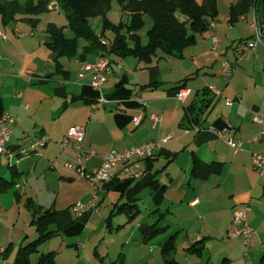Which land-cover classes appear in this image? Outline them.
Listing matches in <instances>:
<instances>
[{
    "label": "crops",
    "instance_id": "1",
    "mask_svg": "<svg viewBox=\"0 0 264 264\" xmlns=\"http://www.w3.org/2000/svg\"><path fill=\"white\" fill-rule=\"evenodd\" d=\"M236 2L217 0V15L206 31L196 34L194 44L177 54L158 50L149 63L133 55L107 53L102 47L88 50L84 38L78 39L76 55L58 56L49 46L48 28L38 27L40 22L35 26L19 17L4 23L0 18V120L5 114L13 118L7 146L14 153L11 158L0 156V178L11 172L15 185L8 190L17 191L20 209L32 199L41 211H58V233L66 237L79 236L96 217L109 232L132 225V234L144 245L140 247L147 248L139 264H244L249 258H260L261 263L252 262L264 264V175L252 162V152L264 149L260 127L253 121L255 112H264V8L254 3L232 20L231 6ZM255 18L262 24L261 41H256L252 26ZM101 32L95 31L101 43L109 45L112 39ZM62 33L68 39L75 36L64 28ZM212 34L219 39L216 48ZM103 56L111 60L112 68L101 88L108 101L101 104L86 64ZM224 60L234 64L228 81L222 75ZM182 85L191 89L184 104L175 97ZM187 108L200 130L192 128ZM139 113L143 119L135 125ZM152 113L161 115L157 126ZM77 124L86 128L84 150L97 153L82 158L88 170L102 164L104 153L168 134L172 138L141 161L139 178L94 185L65 166L78 162L79 150L59 142ZM227 126L243 142L237 152L217 137L216 132ZM42 137L47 138L45 146L26 156L18 154ZM196 161L202 164L201 174L194 172ZM208 165L215 168L204 173ZM94 193L99 209L78 215L74 204L86 202ZM126 206H132V216ZM244 206L250 207L247 216L253 228L247 243L231 235L233 212ZM26 215L32 222V213ZM98 244L93 249L96 261L125 264L124 251L113 259L101 255ZM66 248L72 250L69 264H79L87 246L75 240Z\"/></svg>",
    "mask_w": 264,
    "mask_h": 264
},
{
    "label": "trees",
    "instance_id": "2",
    "mask_svg": "<svg viewBox=\"0 0 264 264\" xmlns=\"http://www.w3.org/2000/svg\"><path fill=\"white\" fill-rule=\"evenodd\" d=\"M57 1L65 9L68 25L75 34L73 38L68 39L63 35L62 28L50 24L49 46L58 56L76 55L78 39L84 38L88 41V50L102 47L107 53H115L119 56L133 55L146 63L152 60L158 50L164 55H171L181 53L194 44L196 34L206 31L211 19L218 13L217 0H126L124 9L131 15L130 20L114 24L105 16L112 0ZM48 3L49 0H0V18L4 23H9L21 17L36 25L37 15L48 9ZM254 3L257 7L262 5L264 8V0H237L231 6V19L235 20L240 14L249 11ZM147 14L152 18L153 24L147 31L148 42L142 44L138 31L144 26V16ZM97 15L104 17L101 35L105 36L107 29L114 32L109 45L102 44L99 36L90 26V18ZM182 16L184 19L181 18ZM186 116L191 124H197L198 119L193 116L190 108H187ZM201 166L202 164L196 161L194 172L200 173ZM213 168L215 165H208L204 173L212 171ZM14 183V178L10 181L0 178V191L12 188ZM26 206L32 213V224H36L38 235L31 243L21 247L15 264H27L29 253L37 251L40 244L58 231V229H49L51 223H56L60 229L58 211L52 209L41 211L32 199H27ZM131 207L124 208L130 216H132ZM143 229L147 231L146 228ZM55 257L56 251L43 253L39 264H56Z\"/></svg>",
    "mask_w": 264,
    "mask_h": 264
},
{
    "label": "built area",
    "instance_id": "3",
    "mask_svg": "<svg viewBox=\"0 0 264 264\" xmlns=\"http://www.w3.org/2000/svg\"><path fill=\"white\" fill-rule=\"evenodd\" d=\"M49 9H56L58 8V1L57 0H49L48 6ZM213 22L211 23V26ZM253 28L256 31V41H261V29L262 24L254 19ZM3 37L4 34H1ZM213 39V48H216L218 45V36L212 34ZM250 46L253 43L249 44ZM246 47H243L245 49ZM223 66V78L228 81L230 80L233 71H234V64L229 60H224L222 63ZM86 68L91 70L92 80L91 85L95 88L100 95L98 96L97 101L101 104L106 103L107 97L101 92V88L108 77L109 73L111 72L112 64L111 60L108 57H100L96 62L86 64ZM82 76V75H81ZM30 79V78H29ZM210 89L215 94H221V91L216 89L215 87L211 86ZM191 93V89L186 86H181L178 88L176 92V99L182 102L183 104L187 100L188 96ZM136 99L143 103L144 105L147 101L140 96H137ZM95 106V104L93 105ZM151 120L153 121V126H157L161 122V115L158 113H152L150 115ZM143 119V113L137 114L133 122L135 125H139ZM13 118L5 114L3 118L0 120V156L6 155L8 158L14 156L12 150L7 146V142L10 140L12 126L11 123ZM253 121L259 125L260 133L259 135L264 139V112L258 111L255 112L253 115ZM192 128L196 130H200L201 128L197 124H191ZM85 132L86 128L84 125H73L69 128L65 138L61 140L59 143L64 148H75L79 150L78 155V162L65 163V166L68 168L76 169L81 176L85 179L90 181L92 184L96 185L99 182H107L113 180L119 181H131L136 178H139L142 175V170L140 168L141 161L145 160L146 158L152 157L155 150L160 147L162 142H166L172 138L171 134L166 135L161 140H148L142 142L140 144L134 145L130 148L124 149L122 151L112 150L110 152L104 153L102 157V164L92 170H88L82 164V158L91 157L97 155V153L93 150L85 151L83 148V143L85 141ZM217 137L225 141L234 152H237L242 149L243 142L233 135V129L230 126L226 128L220 129L216 132ZM258 137L255 136L254 140H257ZM46 137H42L32 144L22 147L18 150L19 155H29L32 152H35L38 147L46 145ZM252 162L253 168L257 171V173L261 176L264 175V149L260 151L252 152ZM57 160L53 162L56 164ZM97 195L94 193L92 197L87 200L86 202H76L73 206V209L77 212L78 215H81L88 211H97L98 206L96 203ZM249 206L239 207L236 208L233 212V224L234 230L232 231L231 235L234 238H242L244 242H248L250 239L253 228L249 224L247 213L249 211ZM244 264H254L252 261H246Z\"/></svg>",
    "mask_w": 264,
    "mask_h": 264
},
{
    "label": "rangeland",
    "instance_id": "4",
    "mask_svg": "<svg viewBox=\"0 0 264 264\" xmlns=\"http://www.w3.org/2000/svg\"><path fill=\"white\" fill-rule=\"evenodd\" d=\"M125 3L126 0H112L105 16L114 24H118L121 21L129 22L131 15L124 9ZM37 17L38 20L35 26H37L39 22L38 27L40 28H49L50 24H56L57 27L64 28L68 35H72L73 33V31L67 27L69 25L66 18V12L59 2L58 8L41 11ZM144 20V26L138 31L142 44L148 42L147 31L153 24V20L149 14L144 16ZM49 21L51 23H49ZM89 22L94 31H102L104 22V17L102 15L91 17ZM39 32L43 33L42 31ZM113 35L114 32L112 30H106L105 37L107 39H113ZM79 39L80 41H83V38ZM6 179L9 181L12 180L11 172L6 174ZM49 182L52 183V180H49ZM13 185H15V183ZM4 191H0V264H15L21 247H25L31 243L38 234L36 232V224H32V222H30L31 220H27L26 212L29 216H31V213L23 204H21L22 211L18 206V202L16 201V196L18 195L14 194V192L17 191ZM18 213H21L20 219H18ZM101 215L102 214L99 216L101 217ZM132 228V225H127L122 230H113V232H109L108 228H105V224H101V219L96 217V222L90 223L84 232L79 234V236L66 237L64 233H58L60 229L56 223H51L49 229H58V231L40 244L37 247V251H31L29 253V261L27 264H39V259L42 254H47L52 250L57 251L55 257L56 264H69L73 259L71 256L72 250L66 248V243L75 240L80 241L81 243H84V246H87L86 250L83 249V259L79 264H103L100 261H96L93 257V249L97 243H99L98 245L100 247L99 251L102 253L101 255H107L106 257L109 256L110 258H113L120 251H124L126 257L125 264H139V259L147 248L140 247L144 245H141L132 234ZM27 234L29 236H27ZM141 248H143L142 252ZM250 253L252 252L250 251ZM247 257L249 258V256ZM180 259L185 262L183 256ZM249 259L246 261H249ZM252 259L255 263L256 261L261 263L260 258L258 260L255 258ZM104 264H107V262Z\"/></svg>",
    "mask_w": 264,
    "mask_h": 264
}]
</instances>
